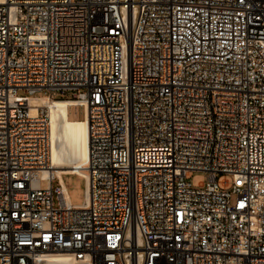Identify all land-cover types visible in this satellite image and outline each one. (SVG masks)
<instances>
[{"label": "built area", "instance_id": "1", "mask_svg": "<svg viewBox=\"0 0 264 264\" xmlns=\"http://www.w3.org/2000/svg\"><path fill=\"white\" fill-rule=\"evenodd\" d=\"M66 92L89 130L77 206L39 177L29 104ZM63 255L264 264V0H0V264Z\"/></svg>", "mask_w": 264, "mask_h": 264}, {"label": "bare ground", "instance_id": "2", "mask_svg": "<svg viewBox=\"0 0 264 264\" xmlns=\"http://www.w3.org/2000/svg\"><path fill=\"white\" fill-rule=\"evenodd\" d=\"M75 100H54L47 97L29 99L31 112L37 107H43L49 117L50 124V170L39 173V177L47 179L58 178L64 174H78L87 179L85 168L89 155V130L86 121L68 119L67 108ZM80 168L81 170H75ZM87 185V184H86ZM48 264H83L71 256H55Z\"/></svg>", "mask_w": 264, "mask_h": 264}, {"label": "rangeland", "instance_id": "3", "mask_svg": "<svg viewBox=\"0 0 264 264\" xmlns=\"http://www.w3.org/2000/svg\"><path fill=\"white\" fill-rule=\"evenodd\" d=\"M40 95L42 94L39 93L38 96ZM71 97L70 92H66L64 94L57 93L55 99H70ZM67 115L70 120L83 121L82 107L75 106L67 108ZM187 181L194 187H197L208 181V175L205 172H192L188 174ZM218 181H230V177L220 175ZM61 182L63 183L70 204L75 206L82 205L84 202L85 192L83 179L75 175L64 174L61 176ZM54 186H56V182H54Z\"/></svg>", "mask_w": 264, "mask_h": 264}, {"label": "trees", "instance_id": "4", "mask_svg": "<svg viewBox=\"0 0 264 264\" xmlns=\"http://www.w3.org/2000/svg\"><path fill=\"white\" fill-rule=\"evenodd\" d=\"M54 100H64V99H54Z\"/></svg>", "mask_w": 264, "mask_h": 264}]
</instances>
